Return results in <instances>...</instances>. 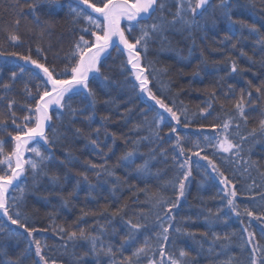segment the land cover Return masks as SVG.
Wrapping results in <instances>:
<instances>
[{
	"label": "trees",
	"instance_id": "obj_1",
	"mask_svg": "<svg viewBox=\"0 0 264 264\" xmlns=\"http://www.w3.org/2000/svg\"><path fill=\"white\" fill-rule=\"evenodd\" d=\"M228 2L233 19L254 26L258 31L251 32L249 28L242 29L236 25L235 34H232L229 23L215 8L219 0H212L207 12L196 17V26L189 29L177 22L175 26H168L162 36L156 35L149 41L143 60L144 64L150 65V71L155 69L149 87L166 102L171 104L175 101L177 110L186 109L181 115L180 125H175L165 113V122L158 130L159 136L153 134L156 130L149 125L154 113L148 112L147 121L144 116L145 110L154 102L140 94L138 88L133 89L134 78L121 70L126 57L114 49L101 62L100 78L89 82L95 93L94 108L91 106L93 98L82 93L73 96L70 101L74 115L67 108L62 115L57 109L51 111L49 137L54 145L51 148L41 146V151L51 153L52 160L41 165L43 171L38 170L35 176L31 169L25 172L19 181L23 193L10 190L13 196L23 195V200L19 201L22 215L27 216L30 225L40 229L33 236L41 240L42 254L49 264L53 261L55 264H123L124 258L132 256L136 248L143 246L145 239H148L151 250L147 257H140L139 264H148L150 258L155 259L157 264L161 259L168 264L167 256L178 257L181 249L189 253L185 258L189 264H249L252 247L246 243L248 232L254 234L252 244L259 248L257 260L264 259V219L256 218L264 217V198L258 195L264 193V176L260 175L264 172V138L259 142L250 138L245 144V156L249 155L250 148L251 160L258 162L260 169V172L251 169L250 175H242L237 165L225 164L220 160L225 154L215 148L208 146L205 150L225 174L237 182L239 195L236 203L240 216L224 206L223 186L207 162L191 157L192 174L185 182V195L172 212L175 216L173 226L180 227L181 231L175 232L170 228L164 258L159 256L157 233L161 230L156 223L157 210L149 211L150 204L146 202V194L156 193L157 190L163 191L165 199L176 200L178 192L173 185L182 171L178 164L184 159L178 155V150L174 152L176 136L182 137L181 144L186 148H192L196 143L202 146L208 144L204 137L216 135L211 125L221 124L236 115L234 104L239 99L240 89L252 91L255 98V86L264 84V0ZM24 3L25 0H0V51L6 53L0 56V85L11 84L9 89L0 86V97H3L0 99V120L9 116V100H15L13 110L22 119L25 115L21 110L26 101L25 84L35 94V86L40 83L28 75L29 70H37L28 65L25 66V73L21 74L17 57L7 53L31 54L42 62L46 56L47 65L61 73L84 24L83 21L73 22L69 5L76 6V0H58L62 7H56L50 0H40L35 13L39 16V26L29 14L30 9L21 7ZM178 3V0H167L163 10L166 21L173 18ZM53 9L54 13L49 14ZM22 12L27 15L21 16ZM160 16L161 12L157 11L146 23L150 25ZM17 19L20 20L18 28L15 26ZM42 31L43 36L40 35ZM12 33L20 35L18 44L8 39ZM226 36L229 38L226 39ZM37 47L43 52L38 54ZM233 62L237 65L235 73L231 70ZM13 71L17 73L14 83ZM104 77L108 79L104 80ZM249 81L253 85L251 89ZM230 84L235 85L234 94L229 89ZM213 90L216 92L214 100L211 97ZM208 103H212L209 109L211 116L205 118L200 112ZM246 114V124L236 116L241 133L258 128L259 121L264 118V99L246 106ZM169 123L177 128L175 133L170 131ZM184 123L188 126L185 127ZM136 126H139L138 131L134 130ZM13 127L8 120V130ZM2 128L3 125H0ZM0 139L9 140L10 137L7 132L0 131ZM92 139L97 140L103 155L96 154L90 142ZM10 149L11 144H7L5 150ZM129 151H134L132 159L135 163L125 166L121 157ZM174 155L178 157L175 161ZM27 158L32 159L33 154H27ZM145 162L147 172H137L136 167L143 166ZM197 162L201 167L196 166ZM90 163L106 164L114 175L97 176L100 170L91 168ZM54 177L57 179L54 180ZM253 181L258 186H253L248 192V186ZM117 208L124 210L120 215L113 216L111 213ZM245 208L253 211L254 216H247ZM84 212L89 215H83ZM128 220L142 222L147 227L121 248L130 231ZM0 227L5 229L0 232V264H43L35 255L34 246L28 248L27 234L23 238L10 237L9 230H22L11 225L3 216H0ZM60 228L66 231L61 233ZM80 228L98 237L96 252L92 251L89 241L68 240V231ZM217 236L221 239L217 240ZM225 236L228 241L223 239ZM108 247L113 249L112 254H107ZM100 248L105 251H100ZM132 259L136 264L137 258Z\"/></svg>",
	"mask_w": 264,
	"mask_h": 264
},
{
	"label": "snow or ice",
	"instance_id": "obj_2",
	"mask_svg": "<svg viewBox=\"0 0 264 264\" xmlns=\"http://www.w3.org/2000/svg\"><path fill=\"white\" fill-rule=\"evenodd\" d=\"M49 2V0H45ZM52 4L56 7H62L59 5L58 0H50ZM167 0H76V6L69 5L70 12L73 16V22L78 23L83 21V26L80 27V32L78 39L73 43L71 53L68 57L66 66L61 73H57L54 67L47 65V57H44V62L41 59H34L31 54H21L18 52H9L7 55L15 56L19 60L24 61V65H31L33 69L38 71H28L30 79L40 81L36 84V91L33 94L31 88L25 84L24 92L26 94V101L22 105L21 110L25 112L22 120L16 115L13 110V105L16 103L15 100L8 101L9 116L5 119L0 120V125L3 128L0 131L7 132L10 137L9 140L0 139V216L7 218V221L11 225H15L17 229L22 231H8L10 237H24L28 240V248L34 246L35 255L39 257L40 262L43 264H49V261L42 254V244L40 239L34 238L33 234L40 229L30 225L28 223V218L22 215L19 201L23 200V195L16 197L12 195L10 190H19L23 193L24 189L20 188L19 181L21 176L24 175L26 171L31 169V172L35 176L38 170L43 171L41 165H44L47 161L52 160L51 153L45 154L41 151V142L43 145H47L51 148L54 145V141L49 137V130H51V120L52 115L50 111L55 108L63 114L64 109H68L71 114H75V110L72 109L70 101L73 96L81 95L82 93H87L89 97H92L91 106L94 108L96 104L95 93L89 87L90 76L92 79H99L101 76V62L105 55H111L110 49H114L121 56L126 55V60L121 64V70L126 73V75L134 78V83L132 85L133 89L138 88L140 94L147 97L148 100L153 101V105L149 106L145 110V120L148 119V112H153L150 128L155 129L153 132L157 137L159 136V129L165 122V113L171 118V121L175 122V125H180L181 115L186 112L184 110H177L175 101L171 104L166 102V99L157 96L152 89L149 87L150 77H153V72L155 69L150 71V65L144 64L143 60L146 57L149 41L156 35H163V33L168 29V26H175L177 22L186 25L189 29L196 26V17L203 16L207 12L208 7H210V0H179L177 5V11L170 21H166L163 16V10L166 7ZM40 0H25V3L21 7H27L30 9L31 15L34 17V23L39 26V16L35 15L36 9L38 8ZM215 8L219 9L221 15L227 20L230 25L229 31L235 34V26L240 25L243 28H249L251 32H257L254 26L246 25L243 21L233 19L228 0H219V3L215 5ZM90 10V11H89ZM50 12L49 14H53ZM161 12V16L158 17L157 21L152 24H147L146 21L153 18L157 13ZM95 14V15H93ZM27 15L21 13V16ZM122 21L127 22L124 27H122ZM20 20L15 21V26L18 28ZM138 34L133 35V33ZM43 31L41 36H43ZM166 39V37H164ZM226 39L229 37L226 36ZM8 39L13 44H18L21 40L20 35L12 33L9 35ZM122 46V47H121ZM235 47V45H233ZM37 53H42L43 49L37 47ZM5 52L0 51V56L5 55ZM24 65H18L21 74L25 73L26 69ZM232 72H237V65L233 62ZM42 74V75H41ZM17 77L15 71L12 72V82L14 83ZM107 80V77L103 78ZM249 88L251 89L253 85L248 82ZM5 89H9L11 84L0 85ZM229 89L233 90L235 93V85L230 84ZM255 92L257 96L253 98L252 91H245L244 88L240 89L239 99L234 104L235 116L231 119L225 120L221 124L211 125V129L215 136L209 137L205 136L204 140L208 141V144L201 145L196 143L192 148H186L181 144V139L179 135L176 136V145L174 147V152L178 150V155L183 156L184 159L178 164L179 169L182 171L177 176V179L173 187L177 190L178 195L175 201H170L164 198L162 190H157L156 193L146 194L147 203L150 204V209H156V223L161 230L157 233V242L159 246V256L164 258L165 253V243L169 240V230L173 229L175 232H180V227H174L172 221H174L175 216L172 214L173 209L178 207V201L185 195L186 181L192 174V160L191 157H198L199 160H204L207 162V166L211 168L212 172L216 174L219 178V183L223 185L221 189L223 196L222 199L225 201V207L230 209L236 216H240L241 212L238 210V205L236 203V198L239 195V190L236 188V181L230 179L228 175L221 169L217 162L210 158L206 153V148L211 146L216 149L217 152L223 153L220 157L225 164H234L238 166V170L241 174H251V169L255 168L258 172L260 169L258 167V162L251 160V149L249 148V155L245 156V144L249 142L252 138L253 141L259 142L260 139L264 138V118L259 121L258 128H253L247 133H241V125L236 119V116L240 120H243L245 124L247 123L246 106H252L258 103L260 100L264 99V84L260 86H255ZM227 96L228 93H225ZM211 97L214 100L216 98V92L213 90L211 92ZM3 99V97H0ZM107 103V101H106ZM212 103H208L207 107L201 109L200 115L207 118L211 116ZM162 111H157L156 109ZM131 112V109H127ZM91 119V117H88ZM107 119V117H105ZM8 120L14 127L11 131L8 130ZM187 120V117H185ZM170 131L175 133L177 128L171 123L167 125ZM187 127V123H184ZM234 126V127H233ZM220 129L217 132V129ZM134 130L138 131L139 126H136ZM79 131V129L77 130ZM100 129L97 128L96 132L99 133ZM238 136V139L234 138V135ZM115 137V134L113 133ZM91 144L94 146V151L97 155H103V149L97 144L96 139H92ZM11 144L10 151L5 150V146ZM111 151V149H109ZM26 153H32L33 158H26ZM201 153H205L201 155ZM134 156V151L126 152L121 160L125 162V166L135 163L132 159ZM176 155L173 156V160H177ZM93 169H99L96 175L101 174L114 175L106 164H96L90 163L89 165ZM197 167H201L199 163L196 164ZM147 162L143 166H137L136 171L140 173L147 172ZM261 176H264V172H260ZM54 180L57 178H53ZM85 179L87 177L85 176ZM119 179V178H117ZM253 186L256 182L253 181L252 185L248 186V192H251ZM262 198H264V193H259ZM123 208H117L111 214L113 216L120 215L123 212ZM108 211V209H105ZM247 216H254L253 211L244 209ZM83 215H89L88 212H84ZM257 219H264V217H256ZM146 219V217H145ZM130 231L128 233V238L121 244V248L124 244H128L131 240L135 239V235L142 228H146L147 225L142 222L133 223L132 220L127 221ZM167 224V226H165ZM135 230V231H132ZM5 231L3 227H0V232ZM61 233L65 232L66 229L60 228ZM244 231L247 232V229ZM191 235V233H188ZM68 240H84L91 243L92 251H97V236H93L91 233H87L84 228H80L78 231H68ZM217 240L221 239L220 236L216 237ZM223 239L229 240L227 236ZM255 236L253 233L248 232L247 244H252ZM66 247V245H65ZM151 250L148 239H145L143 246L136 248L132 253V256L125 257L123 264H133V257H136V264H139V259L141 256L147 257L148 252ZM27 249H25V252ZM100 251H105V249L100 248ZM113 249L108 247L106 249L107 254H112ZM259 251L258 246L253 245L251 252V259L249 264H264V259L257 260L256 252ZM189 255L188 252L183 249L179 250V256L168 255V264H189L186 260ZM55 264V261L52 262ZM115 264V262H114ZM148 264H157V261L153 258L148 259ZM159 264H164L163 259L160 260Z\"/></svg>",
	"mask_w": 264,
	"mask_h": 264
},
{
	"label": "rangeland",
	"instance_id": "obj_3",
	"mask_svg": "<svg viewBox=\"0 0 264 264\" xmlns=\"http://www.w3.org/2000/svg\"><path fill=\"white\" fill-rule=\"evenodd\" d=\"M179 1V0H178ZM17 59V61H18V63L20 64V65H24V61H22V60H19L18 58H16ZM24 66H28V65H24ZM34 93V92H33ZM22 120V119H21ZM27 154H30V153H26V155ZM213 175H215V178L219 181V178L216 176V174H213ZM223 186V185H222ZM246 236H247V240H248V233H246ZM250 246L253 248V244H250ZM38 259H39V257H37ZM40 261V260H39Z\"/></svg>",
	"mask_w": 264,
	"mask_h": 264
},
{
	"label": "bare ground",
	"instance_id": "obj_4",
	"mask_svg": "<svg viewBox=\"0 0 264 264\" xmlns=\"http://www.w3.org/2000/svg\"><path fill=\"white\" fill-rule=\"evenodd\" d=\"M126 23H125V21H122V27L125 25ZM125 57H126V55H124ZM52 110H55V108L54 109H52ZM51 110V111H52ZM50 111V112H51ZM41 146H45V145H43V142H41ZM26 158H27V155H26ZM25 176V173H24V175L23 176H21V178H20V180L23 178ZM19 183V182H18Z\"/></svg>",
	"mask_w": 264,
	"mask_h": 264
},
{
	"label": "water",
	"instance_id": "obj_5",
	"mask_svg": "<svg viewBox=\"0 0 264 264\" xmlns=\"http://www.w3.org/2000/svg\"><path fill=\"white\" fill-rule=\"evenodd\" d=\"M210 1H212V0H210ZM229 1V0H228ZM90 11V10H89ZM93 15H95V14H93ZM122 47V46H121ZM113 49H110V52L112 51ZM107 56V54L105 55V57ZM105 57H103L102 58V60L105 58ZM38 71V70H37ZM42 75V74H41ZM92 79V77L90 76V79H89V82H90V80ZM137 83V82H136ZM145 98H146V96L145 95H143ZM54 109V108H53Z\"/></svg>",
	"mask_w": 264,
	"mask_h": 264
}]
</instances>
